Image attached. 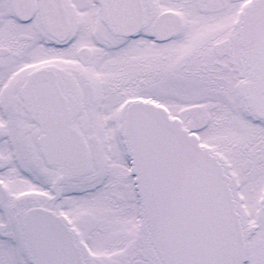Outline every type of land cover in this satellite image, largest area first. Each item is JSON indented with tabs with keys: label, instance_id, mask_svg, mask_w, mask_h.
Masks as SVG:
<instances>
[{
	"label": "snow or ice",
	"instance_id": "snow-or-ice-1",
	"mask_svg": "<svg viewBox=\"0 0 264 264\" xmlns=\"http://www.w3.org/2000/svg\"><path fill=\"white\" fill-rule=\"evenodd\" d=\"M0 264H264V0H0Z\"/></svg>",
	"mask_w": 264,
	"mask_h": 264
}]
</instances>
